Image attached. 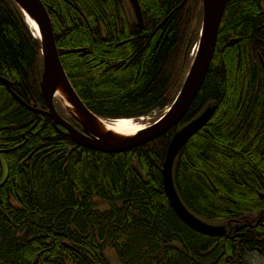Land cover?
<instances>
[{
	"label": "trees",
	"instance_id": "16d2710c",
	"mask_svg": "<svg viewBox=\"0 0 264 264\" xmlns=\"http://www.w3.org/2000/svg\"><path fill=\"white\" fill-rule=\"evenodd\" d=\"M184 1L139 0V29L126 0H42L70 83L93 114L132 119L173 104L202 17V0L192 13ZM262 8L264 0H229L205 83L177 128L217 105L179 155L174 181L193 214L231 224L225 237L192 231L170 206L161 169L177 129L131 152L90 151L0 83V264H111L107 251L120 264L264 258ZM77 49L86 52L67 54ZM41 52L18 6L0 0V77L35 109L45 108Z\"/></svg>",
	"mask_w": 264,
	"mask_h": 264
},
{
	"label": "water",
	"instance_id": "95a60500",
	"mask_svg": "<svg viewBox=\"0 0 264 264\" xmlns=\"http://www.w3.org/2000/svg\"><path fill=\"white\" fill-rule=\"evenodd\" d=\"M12 1L20 8L24 16L27 15L39 28L43 57L40 90L48 111L45 112L28 106L17 96L13 90V84L8 80L0 77V83L5 86L18 103L35 114L45 115L51 120L56 130L61 132L59 128L64 129L65 136L75 144L87 150L105 154L131 152L162 138L179 127L207 78L216 52L220 26L228 3V0H202L203 22L198 52L191 64L180 94L167 112L154 124L149 125L133 137H122L112 132H104L100 123L103 121L111 122L112 120H103L94 115L74 90L60 59L51 17L41 0ZM129 2L139 25L143 27V15L138 0H129ZM58 91L64 93L71 108L65 105V99L62 97L61 100L58 99L61 106L72 114V117L82 127L83 132L70 125L57 112L54 101ZM216 110V106L209 107L194 120L176 130L167 150L162 169V179L171 208L188 228L206 237L222 238L228 234L227 228L210 224L194 215L181 200L174 181V167L179 155L190 139L209 124Z\"/></svg>",
	"mask_w": 264,
	"mask_h": 264
},
{
	"label": "bare ground",
	"instance_id": "6f19581e",
	"mask_svg": "<svg viewBox=\"0 0 264 264\" xmlns=\"http://www.w3.org/2000/svg\"><path fill=\"white\" fill-rule=\"evenodd\" d=\"M41 2H42V0H41ZM138 2H139V0H138ZM228 2H229V0H228ZM126 3H127L128 7L130 8V10L132 12V15L134 17V20L136 22V25L138 26L139 29H143L144 28V25H145V20H144V14H143V10H142V6H141L140 2H139V5H140L141 11H142V15H143V27H141L139 25V23H138V21L136 19L134 10H133V8H132L129 0H126ZM183 4L186 5L188 12L189 13H192L194 1H192V0H185ZM227 6H228V3H227ZM226 9H227V7H226ZM262 9H263L262 10V13L264 14V8H262ZM19 10H20V8H19ZM201 14H202V17H203V1H202V5L200 6V10L198 11V15L200 16ZM24 17L26 19L27 24L30 27V30L33 33L34 38L37 39V40H39V42H40V32H39V28H38L37 24L33 20H31L27 15H25ZM220 28H221V26H220ZM193 32L191 33V37H193ZM190 42H191V40H190ZM85 52H86V49H77V50L67 51V54L72 55V54L85 53ZM197 52H198V47L193 51V54H192L193 60L196 57ZM189 55H190V51H186V53H185V60L186 59L189 60V57H190ZM258 57L260 58V61L262 62V65H263V68H264V54L262 55V52H259L258 53ZM180 92H181V90H180ZM180 92H179V94H180ZM61 97L63 99H65L64 100L65 105L67 107H70L71 108V105L68 104L67 101H66V96L61 91H58L57 94H56V96H55V101H54L55 102V105H56V100L57 99H60L61 100ZM213 106H216V108H217V105L216 104L210 103V104L207 105V107L204 110H206L209 107H213ZM150 120H151V117L148 116V117H143V118H140V119H120V120H115V121H111V122H104L103 121L100 124H101V128H102V130L104 132H112L115 135L122 136V137H133V136L137 135L138 133H140L141 131H143L144 129H146L148 127V124H149L148 121H150ZM170 143H171V141H170ZM163 166H164V164H163ZM162 169H161V172H162ZM162 182H163V179H162ZM163 187H164V185H163ZM164 191H165V189H164ZM165 194H166V192H165ZM217 225L225 226L228 231L231 228V224L230 223H226V222L218 223ZM237 231H239V229H237Z\"/></svg>",
	"mask_w": 264,
	"mask_h": 264
},
{
	"label": "rangeland",
	"instance_id": "374dc122",
	"mask_svg": "<svg viewBox=\"0 0 264 264\" xmlns=\"http://www.w3.org/2000/svg\"><path fill=\"white\" fill-rule=\"evenodd\" d=\"M201 27H202V17L200 20V25H199V29L198 31H194L193 32V37H191V42L188 44V48L187 51H190V57L189 60L187 61L188 67H187V72H189V69L191 67L192 61H193V51L198 47L199 45V40H200V32H201ZM193 42V44H192ZM190 49V50H189ZM185 81V80H184ZM184 83V82H183ZM56 105L58 108H60V110L65 113L63 107L61 106V103L59 102V100H56ZM166 113V109L163 111H155L153 112L151 115H148L149 117H151V120L148 121V126L154 124L158 119H160L164 114ZM147 117V116H145ZM108 259L110 261L111 264H120L116 258V255L114 253H112L111 251H107V255ZM247 261L248 264H264V258L258 254V253H252L250 255L247 256Z\"/></svg>",
	"mask_w": 264,
	"mask_h": 264
},
{
	"label": "flooded vegetation",
	"instance_id": "af4514ba",
	"mask_svg": "<svg viewBox=\"0 0 264 264\" xmlns=\"http://www.w3.org/2000/svg\"><path fill=\"white\" fill-rule=\"evenodd\" d=\"M56 109H57L59 115H61L62 118L65 119L70 125H72V126H73L74 128H76L77 130L83 132V131H82V127H81V126L79 125V123H78V122L72 117V114H71L68 110H65V109H64L65 113H63V112L60 110V108L57 107V105H56ZM42 110L45 111V112L48 111V109H47L46 107H45L44 109H42ZM42 117H45V116H42ZM54 129H55V128H54ZM59 129L61 130V132L58 131V130H56V131H57L58 133H60V134H62V135L65 136V130L62 129V128H59Z\"/></svg>",
	"mask_w": 264,
	"mask_h": 264
}]
</instances>
